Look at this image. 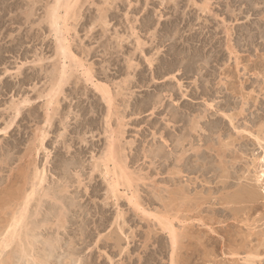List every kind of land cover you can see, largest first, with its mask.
I'll list each match as a JSON object with an SVG mask.
<instances>
[{"label":"rangeland","instance_id":"374dc122","mask_svg":"<svg viewBox=\"0 0 264 264\" xmlns=\"http://www.w3.org/2000/svg\"><path fill=\"white\" fill-rule=\"evenodd\" d=\"M56 1L0 0V241L34 190L60 259L0 264H264V0Z\"/></svg>","mask_w":264,"mask_h":264},{"label":"bare ground","instance_id":"6f19581e","mask_svg":"<svg viewBox=\"0 0 264 264\" xmlns=\"http://www.w3.org/2000/svg\"><path fill=\"white\" fill-rule=\"evenodd\" d=\"M58 1V0H57ZM56 1V2H57ZM78 1V0H77ZM250 1H252V0H250ZM255 1V0H254ZM253 1V3H255ZM55 2V3H56ZM60 1H58V3H59ZM4 3V2H3ZM69 3V2H68ZM63 4V3H62ZM62 4H60V6L62 5ZM69 5V4H68ZM52 6H54V5H52ZM51 6V7H52ZM63 6V5H62ZM65 6V5H64ZM61 8V7H60ZM66 8H68L67 6H66ZM4 10V9H3ZM59 6L57 5V6H55V7H53V10H51L50 12H51V14H50V16H51V20H50V22H51V24L53 25V27L55 28V30H56V33H57V38L59 39L58 40V42H59V45H58V47H59V50H60V54H62L63 55V58H65V59H67V58H72L73 57V59H74V55L73 54H71L72 52H71V49H70V46H69V41L70 40H68V36H66L65 34L64 35H62V31H61V28L59 27V25H60V19H61V16L59 15ZM69 10V9H68ZM68 10H66V11H68ZM6 11V10H5ZM49 11V10H48ZM68 13V12H67ZM64 14H65V12H64ZM69 14V13H68ZM3 14H1L0 16H2ZM28 16H29V14H28ZM49 16V15H48ZM1 18H3V17H1ZM4 19V18H3ZM50 19V18H49ZM64 20H66V16L64 17ZM0 24H1V22H0ZM66 27V26H65ZM67 28V27H66ZM53 32H54V30H53ZM60 33H61V36H60ZM56 35V34H55ZM58 51V50H57ZM59 54V53H58ZM199 56V55H198ZM203 57V56H202ZM205 58V57H204ZM196 60H199V59H196ZM73 61V60H72ZM208 61V60H207ZM206 61V62H207ZM76 63V62H75ZM77 63H78V61H77ZM208 63V62H207ZM69 64V63H68ZM71 64V63H70ZM74 66V65H73ZM76 66H81V67H83L84 65L83 64H78V65H76ZM62 67H63V69H62ZM62 67H61V69H62V74L61 73H59V74H61V78H59L60 79V81H59V84H58V86H59V88H62V86H63V82H64V79H65V75L67 74V69L68 68H71V67H68L67 68V62L66 61H64V63H62ZM80 67V68H81ZM84 68V67H83ZM57 69V68H56ZM83 71V70H82ZM86 72H87V76H88V78H87V80L88 81H92L93 82V80H92V75H91V73L89 72V71H85V74H86ZM92 72V71H91ZM68 74H69V71H68ZM69 79V78H68ZM54 82V81H53ZM66 82H67V80H66ZM56 83V82H55ZM52 85V84H51ZM96 85V84H95ZM100 85V84H99ZM55 86H57V85H55ZM97 86V85H96ZM95 86V87H96ZM54 87V86H53ZM104 87H107V86H104ZM101 88L102 90H104L105 91V93H107V92H109L110 90H108V89H106V88ZM59 88H57V89H59ZM98 88V87H97ZM59 90H61V89H59ZM97 91H99V90H97ZM103 92V91H102ZM53 94V93H52ZM56 94V93H55ZM104 94V93H103ZM107 95V94H106ZM51 95H49V97H50ZM57 96V95H56ZM104 96V95H103ZM102 96V97H103ZM111 96V95H110ZM115 96V95H114ZM51 97H54V96H51ZM107 97H109V96H107ZM112 97V96H111ZM103 99H107V98H104L103 97ZM49 99H47V101H48ZM54 100V99H53ZM56 100V99H55ZM54 100V101H55ZM58 100V99H57ZM109 100V99H108ZM113 100V99H112ZM26 101V100H25ZM53 101V102H54ZM107 102V101H106ZM161 102V101H160ZM55 103V102H54ZM59 103V102H58ZM107 103H109V102H107ZM111 103L112 102H110L109 104L111 105ZM17 105H18V103H16ZM114 104V103H113ZM47 105H48V103H47ZM50 105V104H49ZM15 106V105H14ZM19 106V105H18ZM13 107V106H12ZM16 107V106H15ZM50 107V106H49ZM20 108H21V106L18 108L17 107V110H18V112H19V114H20V112H21V110H20ZM110 108V107H109ZM48 108H46V110H47ZM113 110V109H112ZM30 111V110H29ZM46 112V111H45ZM49 112V111H48ZM47 112V113H48ZM16 113H17V111H16ZM30 113V112H29ZM51 113V112H50ZM17 115V114H16ZM48 116H49V113L47 114ZM110 115V114H109ZM18 116V115H17ZM121 116V115H120ZM231 117V116H230ZM49 118V117H48ZM201 118V117H200ZM109 119V118H108ZM178 120V119H177ZM232 120V119H231ZM47 122L49 121V120H46ZM50 121H51V117H50ZM194 123V122H193ZM217 126V125H216ZM218 127V126H217ZM191 128V127H190ZM264 129V128H263ZM198 131H199V129H198ZM42 135H43V133H42ZM260 135V134H259ZM44 138V137H43ZM184 138V137H183ZM116 139V138H115ZM120 139V138H119ZM118 139V140H119ZM182 138H180V141H182L183 142V140L185 139H183V140H181ZM115 142V141H114ZM41 143H43L42 141H41ZM179 143V142H178ZM112 144V143H111ZM110 144V145H111ZM114 144V143H113ZM112 144V145H113ZM177 144V143H176ZM180 144H181V142H180ZM109 145V147L111 148L112 147V145L110 146ZM114 145H116V144H114ZM117 146V145H116ZM178 146H180L179 144H178ZM177 146V147H178ZM121 146H119V148H120ZM116 148V147H115ZM179 148V147H178ZM177 148V149H178ZM121 149H122V147H121ZM176 149V148H175ZM108 150H110V149H108ZM120 150V149H119ZM122 150H125V149H122ZM184 151V150H183ZM116 152H118L117 150H116ZM115 151H114V149L113 148H111V151H109V155L110 156H112V157H115V153H116ZM120 152H121V150H120ZM185 152L186 151H184L183 152V154H185ZM119 154V153H118ZM181 154H182V152H181ZM109 155H107L106 157H107V159H108V156ZM116 155H117V153H116ZM121 155V154H120ZM123 155V154H122ZM177 155V154H176ZM180 155V154H179ZM178 155V156H179ZM109 156V157H110ZM125 156V155H124ZM160 157L161 156V154H160V152H158V154L156 155V157ZM201 156V155H200ZM121 157V156H120ZM116 158H118V156L116 157ZM123 158V157H122ZM179 158H181V157H179ZM115 159V158H114ZM114 159H111V160H114ZM119 159H121V158H119ZM177 159V158H176ZM184 159V158H183ZM182 159V160H183ZM64 160V159H63ZM116 160V159H115ZM185 160V159H184ZM198 160H200V159H198ZM262 160H263V162H264V158H262ZM59 161V160H58ZM104 161V160H103ZM107 162L109 161V160H106ZM118 161V160H117ZM116 161V162H117ZM105 162V161H104ZM110 162V161H109ZM116 162H114V164L116 163ZM179 162H181V159H180V161ZM9 163H10V161H9ZM118 163V162H117ZM178 163V162H177ZM186 163V162H185ZM64 164V163H63ZM74 164V163H73ZM109 164V163H108ZM185 165V164H184ZM187 165V164H186ZM72 166V165H71ZM107 168V170L106 171H108V165H105ZM104 166V167H105ZM114 166H116V165H114ZM61 167H62V165H61ZM70 168V167H69ZM68 168V169H69ZM110 169V168H109ZM121 169H124V167L123 168H121ZM105 171V172H106ZM104 172V173H105ZM113 172V171H112ZM181 172V171H180ZM124 174L125 173V171L124 170H122V172H121V174ZM106 175H107V173H105ZM108 174H109V172H108ZM132 174V173H131ZM109 175H111V174H109ZM128 175V174H127ZM122 176V175H121ZM131 176V175H130ZM20 177V176H19ZM111 178V177H110ZM125 178V177H124ZM133 178V177H132ZM21 179V178H20ZM118 179V178H117ZM126 179V178H125ZM128 179H129V177H128ZM25 180V179H24ZM112 180V179H111ZM113 180H115V179H113ZM40 181L43 183V181H45V176L43 177V176H41V178H40ZM27 182V181H26ZM25 182V183H26ZM41 182H40V184H41ZM38 183V182H37ZM111 183V182H110ZM133 183V182H132ZM25 185V184H24ZM39 185V184H38ZM42 185V184H41ZM131 186V185H130ZM118 187H119V179L118 180H116L115 182H113L112 183V189H113V192H114V194H116L115 193V191H118ZM36 188V187H35ZM111 189V190H112ZM9 190V189H8ZM12 190H14V189H12ZM11 190V191H12ZM17 190V189H16ZM25 190V189H24ZM111 190H109V191H111ZM249 190V189H248ZM251 191V190H250ZM249 191V192H250ZM26 192V191H25ZM138 192V191H137ZM22 193V192H21ZM45 193V192H44ZM44 193L41 195V197L44 195ZM112 193V192H111ZM118 193V192H117ZM255 193V192H254ZM24 194H26V193H24ZM36 193H35V191L33 190L31 193H29V194H27V195H22L23 196V198H21V199H23L22 201H20V203H19V208H17V211L16 212H13V214L11 215V217H12V220H13V223L9 226V228H11L10 230L11 231H7L8 232V236L6 237L5 236V238L3 239V242L2 241H0V242H2L3 243V245H2V247L4 246V248H6V247H8L9 248V246L10 245H12V243H15V242H13L14 241V238L16 237V236H21L20 235V229H22V228H24L25 230H26V233H27V235L30 233V232H28V230L27 229H29V225L30 224H33L32 225V227H30V229L29 230H32L33 232H36L37 231V229H38V227H39V230H41V231H39L38 230V232L39 233H41L42 232V227L41 226H39L38 225V223L40 222H38L37 220H38V216L39 215H41L42 213V207L43 206H45V205H43L42 203H43V201L45 202V201H48L47 199H45V200H43V199H40V204H36L35 203V207H37V209L35 210V211H30V207L29 206H31L30 205V202H31V200L33 199V197H34V195H35ZM47 194H48V192H47ZM250 197H252L253 196V191H251L250 192ZM9 195V194H8ZM13 196H14V194H12ZM21 195V194H20ZM119 195V194H118ZM132 195V194H131ZM254 195H256V194H254ZM45 196H48V195H46L45 194ZM51 196H54V194L53 195H51ZM57 196V195H56ZM56 196H54L55 197V199H58ZM130 196V195H129ZM230 196V195H229ZM17 197V196H16ZM19 197V196H18ZM39 197H40V195H39ZM38 197V198H39ZM50 197V196H49ZM114 197V196H113ZM115 197H117V195H115ZM120 197V196H119ZM128 197V196H127ZM137 197V196H136ZM136 197H134V196H131V197H128L129 198V201L131 202V203H133V204H135L136 206H137V208H139V207H141L140 205H139V203L138 202H136L134 199L136 198ZM227 197V196H226ZM14 198V200H15V197H13ZM12 198V199H13ZM53 198V197H52ZM9 199H10V197H9ZM19 199V198H18ZM50 199V198H49ZM54 199V198H53ZM52 199V200H53ZM116 199V198H115ZM7 200V199H6ZM250 200V199H249ZM11 201V200H10ZM9 201V204L11 203ZM16 201V200H15ZM36 202H38V200H35ZM59 201H61V200H59ZM58 201V202H59ZM62 201H63V199H62ZM61 201V202H62ZM73 201H75V200H73ZM138 201V200H137ZM42 202V203H41ZM52 202V201H51ZM46 203V202H45ZM57 203V202H56ZM63 203V202H62ZM74 203V202H73ZM15 204H16V202H15ZM32 204V203H31ZM54 204V203H53ZM7 205V204H6ZM33 205H34V203H33ZM49 205V204H48ZM52 205V204H51ZM51 205H49V206H51ZM71 205V204H70ZM79 205V204H78ZM16 206V205H15ZM46 206H47V203H46ZM48 206V207H49ZM72 206V205H71ZM46 208V209H49L50 210V208ZM54 208H56V210H57V206H53ZM76 207H78L77 205H76ZM82 206H80V208H81ZM100 207V206H99ZM12 208V207H11ZM32 208V207H31ZM45 208V207H44ZM69 208V207H68ZM83 208V207H82ZM15 209V208H14ZM35 209V208H34ZM67 209V208H66ZM12 210V209H11ZM52 210H54L53 208H52ZM60 210V209H59ZM64 210L65 209H61L59 212L57 211H55V213H56V215H54V216H56V217H59L60 218V215H62V214H64L65 212H64ZM70 210V209H69ZM68 210V211H69ZM141 210H143V209H141ZM85 211V210H84ZM99 211V210H98ZM138 211V210H137ZM46 212H47V210H46ZM50 212V211H49ZM144 212H145V210H144ZM9 213V212H8ZM54 213V214H55ZM68 213V212H67ZM75 213V212H74ZM82 213V212H81ZM84 213V212H83ZM53 214V213H52ZM148 213H146V215H147ZM7 215H9V214H7ZM6 215V216H7ZM85 215V214H84ZM28 216V218L26 219V217ZM29 216H31L32 218L33 217H36V220L34 219V220H29ZM50 216V215H49ZM64 216V215H63ZM67 216V214L65 215V217ZM30 217V218H31ZM156 217V216H155ZM4 218V217H3ZM8 218V217H7ZM41 219H42V217H41ZM45 219H47V218H45ZM54 219H56V218H54ZM161 219V218H160ZM43 220V219H42ZM52 219H50V221H51ZM57 221H58V219H56ZM63 220V219H62ZM87 220V219H86ZM104 220V219H103ZM107 220V219H106ZM159 220V219H158ZM161 221H162V219H161ZM166 221V220H165ZM168 221V220H167ZM12 222V221H11ZM10 222V223H11ZM34 222H35V224H34ZM44 222H46V221H44ZM53 222V221H52ZM51 222V223H52ZM62 222V221H61ZM75 222V221H74ZM73 222V223H74ZM158 222H160V220L158 221ZM7 223V222H6ZM9 223V224H10ZM41 223V225H42V221L40 222ZM55 223H57V222H55ZM161 224H162V222H160ZM159 223V224H160ZM170 222H167V223H165L164 225H167V224H169ZM44 224V223H43ZM58 224H60L59 222L56 224L57 226H59ZM171 224V223H170ZM63 225H64V223H63ZM63 225H61V226H63ZM47 226V225H46ZM45 226V227H46ZM60 226V227H61ZM66 226V225H65ZM1 227V226H0ZM7 227H8V225H7ZM48 228V227H47ZM58 228V227H57ZM63 228V227H62ZM5 229V228H4ZM165 229V228H164ZM169 229H170V232H168V234H170L169 236H171L170 238H171V241H172V243H173V245H175L176 244V242H177V233H176V231L174 230V229H171L170 228V225H169ZM0 230H2V229H0ZM20 230V231H19ZM23 230V229H22ZM45 230V229H44ZM47 230V229H46ZM4 233L6 232V231H3ZM2 232V233H3ZM25 232V231H24ZM44 233L46 232V231H43ZM24 234V236L26 235L25 233H23ZM33 234V233H32ZM2 235V234H1ZM5 235H6V233H5ZM27 235H26V237H27ZM43 235V234H42ZM40 236V237H42L41 239H43V236L45 237V235H43V236ZM31 236V234H29L28 235V237H29V239L30 238H32V239H34L33 240V243L34 244H36L35 242H41L42 243V249L43 250H47L49 253H48V257L49 258H52V256H54L55 255V253H54V250L56 249L55 248V245H53V243H51V239L49 238V240L47 241H41L40 240V238H39V234H37V232H36V234H33L32 235V237H30ZM91 236V235H90ZM22 237H23V235H22ZM27 237V238H28ZM19 238V237H18ZM46 238V237H45ZM44 238V239H45ZM48 239V238H47ZM57 239H59L60 240V238H57ZM15 240H17V237L15 238ZM51 240V241H50ZM55 240V239H54ZM17 241H20V238H19V240H17ZM23 243H24V241L23 240H21ZM28 241V240H27ZM30 241V240H29ZM28 241V242H29ZM56 241H58V240H56ZM53 242V241H52ZM59 242V241H58ZM21 243V242H20ZM23 243H21V244H23ZM26 243V242H25ZM33 243H31V244H33ZM56 243V242H55ZM54 243V244H55ZM0 245H1V243H0ZM15 245H17V244H15ZM25 245V244H24ZM28 245H30V244H28ZM35 246V245H34ZM33 245L31 246V247H34ZM38 246V245H37ZM58 246V245H57ZM63 246V245H62ZM176 246V245H175ZM1 247V246H0ZM19 247V246H18ZM17 247V248H18ZM21 247V246H20ZM55 249H54V248ZM14 248V247H13ZM17 248H16V251H17ZM24 246L22 247V250H21V254L22 255H20L19 257H21L22 259L25 257V255L22 253V252H25V249L27 248V247H25L24 249ZM39 248V247H38ZM12 249V248H11ZM60 249V248H59ZM30 251H31V249H29ZM41 250V247H40V249H39V251ZM32 251H33V249H32ZM31 251V254L33 253ZM37 251V250H36ZM55 251H58L57 249L55 250ZM13 252V251H12ZM43 252V251H42ZM3 253H4V251H3ZM53 253H54V255H53ZM29 254V253H28ZM27 254V255H28ZM30 254V255H31ZM35 254H37L36 252H35ZM57 254H58V252H57ZM69 254H71V253H69ZM74 254V253H73ZM72 254V255H73ZM8 255V254H7ZM10 255V254H9ZM17 255V254H16ZM29 255V256H30ZM47 255V254H46ZM61 255V254H60ZM65 255H67V254H65ZM14 256V255H13ZM28 256V257H29ZM39 256V255H38ZM41 256V255H40ZM40 256L39 257H37V258H40ZM56 256H59V255H56ZM56 256H54L53 258H55ZM62 256V255H61ZM33 257H34V255H33ZM43 257V256H42ZM47 257V259H49ZM63 257V256H62ZM61 257V259H63ZM15 258H17V257H15ZM20 258V260H22ZM27 260H28V258L27 257H25ZM35 258V257H34ZM36 258V259H37ZM57 258H59V257H56V259ZM2 259H4L3 257H2ZM5 259H6V257H5ZM10 259V258H9ZM31 260L33 259V258H30ZM41 259V258H40ZM43 259V258H42ZM42 259H41V261H42ZM46 259V258H45ZM60 259V258H59ZM67 259V258H66ZM65 259V260H66ZM11 260H13V259H11ZM19 260V261H20ZM44 260V259H43ZM58 260V259H57ZM64 260V259H63ZM71 260H72V258H71ZM73 260H74V258H73ZM72 260V261H73ZM49 261V260H48ZM68 261V260H67ZM21 262V261H20ZM28 262V261H27ZM31 262V261H30ZM39 262V261H38ZM52 262H55L54 260L52 261ZM77 262V261H76ZM29 263V262H28ZM35 263V262H34ZM40 263H42V262H40ZM40 263H38V264H40ZM49 263V262H48ZM59 263H64V262H59ZM71 263V262H70ZM70 263H68V264H70ZM3 264V263H2ZM10 264V263H9ZM36 264H37V262H36ZM43 264V263H42ZM49 264H51V262L49 263ZM73 264H74V262H73ZM76 264V263H75Z\"/></svg>","mask_w":264,"mask_h":264}]
</instances>
